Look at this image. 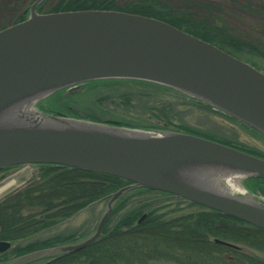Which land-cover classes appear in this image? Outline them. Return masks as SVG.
Instances as JSON below:
<instances>
[{
  "label": "water",
  "instance_id": "1",
  "mask_svg": "<svg viewBox=\"0 0 264 264\" xmlns=\"http://www.w3.org/2000/svg\"><path fill=\"white\" fill-rule=\"evenodd\" d=\"M39 1L27 18L0 29V167L54 164L129 183L107 198L90 235L3 264L52 256L51 262L83 248L100 235L117 200L137 187L175 195L264 230L263 201L212 183L222 173L264 180V158L184 132L160 134L42 112L45 119L16 121L12 113L64 87L123 78L171 88L264 134V72L156 18L100 9L37 13ZM9 247L0 240V253Z\"/></svg>",
  "mask_w": 264,
  "mask_h": 264
},
{
  "label": "trees",
  "instance_id": "2",
  "mask_svg": "<svg viewBox=\"0 0 264 264\" xmlns=\"http://www.w3.org/2000/svg\"><path fill=\"white\" fill-rule=\"evenodd\" d=\"M60 1L64 6L60 5L48 11L121 10L165 21L238 58L240 52L252 54L254 50V45L241 39L226 21L215 19V13L221 11L223 4L214 0H200L194 5L187 4L189 0H183L185 6L180 11L163 0H136L119 7L114 5L115 0ZM192 6L194 7L191 8ZM263 8L261 6L259 9ZM224 11L222 9V14ZM122 80L146 86L154 92H159L161 88H158L160 85L149 82ZM101 81L108 83L120 79L91 82ZM166 122L161 127L170 125ZM239 124L261 136L248 126L240 122ZM224 144L256 153L240 146ZM37 166L39 170L36 180L0 201V240H22L86 206L104 200L128 183L119 177L78 168L54 164ZM1 169L4 167H0ZM246 185L251 191L264 195L263 180L249 178ZM129 195L139 199L126 208L111 227L103 228L96 240L75 252L61 256L55 264H264V257L254 253H264L263 230L170 194L140 187L122 195L110 215L125 204ZM165 200L174 204L171 210L163 211L164 206L156 205L157 201ZM179 205L182 207L180 209H194L181 212L182 210H178ZM143 214L144 217L138 222ZM215 239L233 243L237 247L216 243ZM50 244L47 239L17 244L1 253L0 259L7 252L13 253L15 258L33 250L50 247Z\"/></svg>",
  "mask_w": 264,
  "mask_h": 264
},
{
  "label": "rangeland",
  "instance_id": "3",
  "mask_svg": "<svg viewBox=\"0 0 264 264\" xmlns=\"http://www.w3.org/2000/svg\"><path fill=\"white\" fill-rule=\"evenodd\" d=\"M53 1L48 0L46 7L52 9L60 5L64 6V3L60 2L52 5ZM131 1L136 0H115L114 5L116 7L124 6V4ZM163 1L178 11L185 6L183 0ZM199 1L189 0L187 4L193 3L194 5V3ZM214 1L223 4L220 7L221 11L215 13V19L226 21L239 34L241 39L254 45L252 54L242 51L239 58L264 71V8L259 9L261 6L264 7V0ZM14 3L15 0H0L2 24L17 16L20 4L17 9L11 8ZM222 9L225 10L224 14H222ZM122 79L108 83L87 81L90 83L83 82L64 87L35 101L33 106L37 111L49 115L85 119L128 129H139L160 134L164 131H189L192 134L220 143L224 142L240 146L264 156V138L239 124V121L220 110L211 108L204 103L198 102L196 99L194 100L192 97L164 86H158V88L161 87L158 90L161 92L159 93L151 91L146 86H139L132 81ZM159 120L161 121L159 122ZM166 121L170 125H163L161 127L162 123ZM38 170L37 164L33 163L12 165L1 169L0 187L10 181H12V184L0 193V201L36 180L38 178ZM239 181L247 194L255 199L264 201L263 194L258 191H251L247 187L244 177H241ZM129 196L125 199V204H122L123 208L121 206L117 212L109 214L103 223L102 229L111 227L122 212L139 199L134 195ZM106 202L107 199L97 201L22 240L9 242L12 247H15L17 244L23 245L27 242L44 239H47L48 244L51 243V246L77 242L94 232ZM157 202V206H164L163 211L171 210L172 206H174L169 200ZM181 206H184V204H181ZM181 206L179 205L178 209L182 210L181 212L194 209V207H183V209H180L182 208ZM249 251L252 252L251 250ZM254 253L264 257V253L262 252L254 251ZM4 256L0 259V264L14 258L11 252H7ZM3 258L6 260H3ZM45 260V258H37L23 262L22 264H41Z\"/></svg>",
  "mask_w": 264,
  "mask_h": 264
},
{
  "label": "bare ground",
  "instance_id": "4",
  "mask_svg": "<svg viewBox=\"0 0 264 264\" xmlns=\"http://www.w3.org/2000/svg\"><path fill=\"white\" fill-rule=\"evenodd\" d=\"M13 115H15V120L18 121V117L20 120H26L29 118L32 119H45V116L42 115L39 111H37L33 106V100H30L29 102H26L20 107H17L13 112ZM221 176L215 181H212L216 185L217 188L224 189L226 191L230 192H239L244 195V197H249L247 192L243 189V187L240 184V178L241 175L234 174V173H222ZM10 184H12V181L7 183L6 185L0 187V193L8 187Z\"/></svg>",
  "mask_w": 264,
  "mask_h": 264
},
{
  "label": "flooded vegetation",
  "instance_id": "5",
  "mask_svg": "<svg viewBox=\"0 0 264 264\" xmlns=\"http://www.w3.org/2000/svg\"><path fill=\"white\" fill-rule=\"evenodd\" d=\"M36 0H15V3L11 6V8H15L17 9L18 5L20 4V9L18 11V14L15 18H11L9 20H7L4 24L1 23V12H0V29H3L11 24H15L17 22H20L22 20H24L25 18H27V16L29 15V10L31 5L35 2ZM47 1L48 0H41L38 2V4L35 7V11L37 13H45L48 12L47 6ZM61 2L60 0H54L52 5H55L56 3ZM63 3V2H62ZM22 6V7H21ZM46 7V9H45ZM3 22V21H2ZM260 155V154H259ZM59 258V257H58ZM58 258L54 259L53 262H55ZM50 258H46L45 262L43 264H49V262H47Z\"/></svg>",
  "mask_w": 264,
  "mask_h": 264
}]
</instances>
